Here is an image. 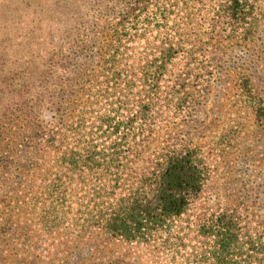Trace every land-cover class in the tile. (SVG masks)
Returning <instances> with one entry per match:
<instances>
[{"label": "trees", "instance_id": "16d2710c", "mask_svg": "<svg viewBox=\"0 0 264 264\" xmlns=\"http://www.w3.org/2000/svg\"><path fill=\"white\" fill-rule=\"evenodd\" d=\"M143 4L110 13L92 54L76 41L49 58L61 89L45 106L51 120L17 142L26 154L16 184H39L42 201L18 200L16 221L0 226V264H264V211L227 204L187 216L208 167L196 147L158 132L173 114L194 121L188 89L212 51L205 58L186 34L177 4L151 14ZM224 6L231 20L250 13L245 0Z\"/></svg>", "mask_w": 264, "mask_h": 264}, {"label": "rangeland", "instance_id": "374dc122", "mask_svg": "<svg viewBox=\"0 0 264 264\" xmlns=\"http://www.w3.org/2000/svg\"><path fill=\"white\" fill-rule=\"evenodd\" d=\"M225 2L143 4L144 14H151L159 3L168 9L177 4L175 9L182 10L176 19L186 22V34L203 43L205 58L212 51L207 66L196 71L200 78L195 88L188 89L194 121L186 124L183 112L173 114L166 129L158 132L159 140L196 147L208 167L205 187L187 213L190 218L201 209L227 204L248 203L254 213L264 211V116L260 118L256 109L264 105V0H245L250 13L239 20L225 15ZM123 4L124 0H0V226L5 219L16 221L18 200L28 207L42 201L39 184H16L24 174L26 154L17 142L47 128L51 120L52 112L45 106L49 100L57 102L61 89L49 58L67 54L69 43L76 41L81 56L92 54L111 19L108 15ZM173 17L167 15L169 25ZM147 18L153 28L152 18ZM147 35L138 39L140 45ZM24 213L29 215L28 210Z\"/></svg>", "mask_w": 264, "mask_h": 264}, {"label": "clouds", "instance_id": "9594fccd", "mask_svg": "<svg viewBox=\"0 0 264 264\" xmlns=\"http://www.w3.org/2000/svg\"><path fill=\"white\" fill-rule=\"evenodd\" d=\"M42 112H46V109H42Z\"/></svg>", "mask_w": 264, "mask_h": 264}]
</instances>
